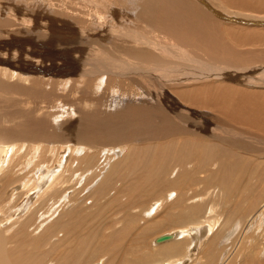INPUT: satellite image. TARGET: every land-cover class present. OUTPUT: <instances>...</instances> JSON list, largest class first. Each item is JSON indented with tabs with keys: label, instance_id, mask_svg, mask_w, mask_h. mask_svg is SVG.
Wrapping results in <instances>:
<instances>
[{
	"label": "bare ground",
	"instance_id": "bare-ground-1",
	"mask_svg": "<svg viewBox=\"0 0 264 264\" xmlns=\"http://www.w3.org/2000/svg\"><path fill=\"white\" fill-rule=\"evenodd\" d=\"M122 11L125 21L119 20ZM261 22H264V0H0V264H21L23 251L17 252V257L11 251L9 260L5 252L9 245L5 247L4 241L11 240L12 244L14 239L17 241L16 236L21 237L17 250L35 243L30 242L29 236H36V229L41 225L37 222L39 225L35 228L32 222L36 211L46 208L44 220L60 218L65 207L78 201L74 197L77 188V192L80 189L84 192L101 183L94 193L95 197L102 195L101 198L87 199L100 206L111 192L134 190L136 193L141 178L134 171H127L132 179L126 186L122 185L126 179L118 176L122 169L131 166L134 157H139L137 146L147 144V139L154 143L166 142L164 146L169 142L191 149L187 148L185 158L178 156L183 160L177 159L172 167L161 166L159 175L164 176L158 180L159 185H164L166 180L174 181L165 185L159 197L156 196L157 201L149 203L147 211L140 210L146 205L139 209L140 215L145 213L149 218L171 206L170 201L183 202L182 207L187 208L186 219L197 225L190 229L176 227L166 232L163 240L156 239L157 245H166L164 252L169 255L179 252L178 249L186 252L183 258L167 264H183L187 260L208 264L203 262L205 255L195 256L192 250V246L200 249L207 243L212 244L210 257L217 252V264H229L234 257L242 255L237 254L253 252L257 247L258 257H264V195L258 199L259 206V203L252 204L248 210L241 207L223 234L218 231L225 211L220 212L208 201L210 205L203 210L206 217L201 219V207L190 203L197 199L198 188L195 191L193 186L207 183V180L204 183L205 180L195 179L193 173L200 167L197 161L201 154L195 137L219 139L226 153L232 152L227 147H235L250 160L260 156L264 161V52L245 53L238 49L251 44L237 43L256 38L251 32L260 37L264 33L259 28L264 26ZM259 37L257 41L264 34ZM112 80L118 83L116 89ZM106 92L115 98V105L123 104L122 111L103 109ZM223 111H230L235 120L223 117ZM245 126L262 130H249ZM204 152L206 163L201 165L204 167L201 174H208L209 178L224 164L221 166L219 160L218 164L209 165L222 154L214 148ZM45 157L54 159L48 163ZM188 157L196 164L187 161ZM259 163L257 169L262 167V162ZM185 164L189 165L186 172ZM236 164L227 163L226 169ZM239 166L242 167L241 162L237 169ZM108 175L110 180H103ZM189 176L198 183L187 185L185 179ZM87 179L92 184L84 190ZM73 182L80 187L70 188ZM227 182L223 180L216 187L227 189L230 185ZM235 183L236 180L232 182ZM72 189L75 194L69 195ZM20 194L23 198L26 195L25 199L14 204ZM117 195L114 194L115 199ZM124 209L120 211L123 214ZM76 210L72 216L68 214L70 219L80 211ZM136 212L137 217H130V225L126 222L129 230L126 226L119 232L114 244L120 245L121 239H126L124 235L131 232L133 218L139 221L140 215ZM75 219L72 224H76ZM63 220L59 221L63 223ZM121 220H116L114 226H120ZM42 223L48 227L46 222ZM68 223L64 222L65 228L71 225ZM51 229H45L43 240L53 239L56 231ZM103 233L101 238L106 243L108 237L104 238ZM57 234L54 239H58ZM61 238L59 235V241ZM187 243L186 247L182 246ZM100 249L106 250L100 262L113 253L109 245L103 244ZM114 249L120 250L115 246ZM62 253L51 255L56 259L49 256L48 264H58V260L63 264ZM152 257L144 255L141 264H146L145 260L155 261L154 257L158 256Z\"/></svg>",
	"mask_w": 264,
	"mask_h": 264
},
{
	"label": "rangeland",
	"instance_id": "rangeland-1",
	"mask_svg": "<svg viewBox=\"0 0 264 264\" xmlns=\"http://www.w3.org/2000/svg\"><path fill=\"white\" fill-rule=\"evenodd\" d=\"M207 1H209V0H207ZM116 10L118 11V8ZM119 13H120L119 20H122V19L124 20L126 18L125 15H124V12L122 11V12H119ZM232 25H235V24H232ZM253 26H257V25H253ZM259 28L264 29V26H259ZM252 33H253L254 36H256V38L248 39V40H246L247 42H245L244 40H238L237 41V43H244V44L249 43L251 45L245 46V47L240 48L238 50L245 51V53L256 52L255 54L258 55V54H260V52H264V38L262 37L264 33L260 36V37H262V39L259 40V41L256 40L259 37L258 35H256L257 33L254 34V32H251V34H250L251 36H253ZM253 40H256V42H255L256 44L254 43ZM261 41H263V42H261ZM111 84L114 85V87L116 89L118 83L116 85V82L112 80ZM111 84H109L107 86L108 87H112ZM243 84H246V83H242V85ZM114 87H112V90H114ZM105 90H107V87L105 88ZM104 95H105V99H106V103L103 106L104 110H106V111L110 110L112 112L122 111L123 104L120 103V104L115 105V100H114L115 98H112V94H108V92H106V94H104ZM135 104H138V103L136 102ZM139 104H141V103L139 102ZM108 113H111V112H108ZM105 114H107V113H105ZM222 116L227 118V119H229V117H230V119L235 120L233 118V116H232L230 111H223L222 112ZM245 127L247 129H249V130L253 129L254 131L262 130L261 127L258 130L256 128H253V127H251V128L247 127V126H245ZM195 138L199 140V147L201 149V154H200V158H199L200 160L197 161V165H200V167L196 168L197 170L193 171V173L195 175V179H197V180H199V179L201 180L202 179L203 181L205 180L204 183L207 180L208 184L207 183H206V185L205 184H201V185H199L200 187L196 186V185L193 186V190L195 189V191L198 188L197 189L198 191L196 192L197 199L196 198H195V200L193 199L192 202L190 201V203H193L192 205H199L201 207V209H202V211H201L202 214L205 212L203 210H206V208L210 204H215L218 207V209H220V212L221 211L222 212L225 211V213H224L225 216L222 219L223 222H222L221 227H220V229L218 231V233L223 234V232L229 227V226H227V223L228 222H230V223L234 222V220L236 219L237 213L241 210L240 209L241 207L244 206L242 209L248 210V208H250V206H252V204L253 205L254 204H258L260 202V201H258V199H260L261 196L264 195V186H263V183H264V169H262V167L264 168V166H263L264 165V161L261 159L260 156L251 157L252 159L250 160L249 159L250 157L246 156L243 152H241L240 150L236 149L235 147H227V148H230L232 150V152L229 151V153H226L224 151V149L221 147V146H224V145L221 143V140H219V139H215V138H209L208 139L206 137H201V136L200 137H195ZM153 143L154 142H150L149 139H147V144H145L143 146L142 145L137 146V151L139 150V152L137 153V151H136V155H139V157H134V159H133V161L131 163V166L126 168L128 170L122 169L120 175L118 176V177L126 179V180L129 179L128 181L122 179L123 180L122 183H124L122 185L126 186L128 184V182L132 179L131 177L129 178V176L127 174V171L128 172L134 171V173H136V176L139 177V179L140 178L142 179V180L140 179V181H141V184L139 186L140 188L138 190H136V193H134V190H131L132 193L130 191L129 192L128 191H124L125 193L123 191L121 193H115V192L112 193L111 192L113 196H114V194L115 195L118 194L117 198L115 199L116 196L112 197V195L110 193L109 197L106 200L102 201L101 202V206H100V205H96L95 202L92 203L91 199H89V200H87V199L89 197L96 198V200H99L101 198L102 195H100L98 197H95V195H94V193L99 190L101 183L96 185L94 188H91L90 190H85L86 187H89L92 184V181L90 179H87V182L84 184V190L85 191L83 192V191H81L83 189L79 188L80 189L79 192L81 191V193H79V192H77L78 191L77 187H80V186H76V183L73 182L71 184L70 188H77L76 189L77 191H75L76 192V194H75V193H73L74 190L72 189L69 192V195L72 194V193H73V195L74 194L77 195V196H74V197L78 198V201L73 202L74 205L70 204L69 207L68 206L65 207L66 209H63L62 212H61V214L62 213L63 214L62 215L60 214V218H59V216H57V218L54 219L55 221L54 220L51 221L52 218L49 219V220L48 219L44 220V218L47 216L46 215V212H47L46 208L44 209L46 212L43 209L37 210L36 211L37 213L34 214L35 216L32 217V218H34V219H32V222H33V224H35V226H34L35 228H37V226L39 225L38 223H41V225H40L41 227L39 226V228L36 229V232H35L36 236L33 237L34 234L33 235L29 234L30 236L28 235L29 237H31V238H29V239H31L30 242H32V240H34L35 243H33L32 245H31V243H28V244H26V246H24V248L22 247V248H19L17 250L16 245L19 244L18 246H20V244L22 243V242H19V241L22 240L21 237L19 238V236L18 237L16 236L17 241L14 239L13 240L14 242L12 244L10 242L11 240H9L10 243L7 240H5L4 241L5 244H6L5 247H7L9 245L8 246L9 249L5 248V250H6L5 252H7L6 255L8 256L7 258L10 260L11 257H12V254H13V256H16L17 255L16 253L17 252H21V251H23L21 253H23L24 256H25V257L24 256L22 257V258H24L22 260L23 264H48V260L47 259H48L49 256H51V255L52 256L53 255L54 256H58V255H60L61 252H63L61 254L63 256L61 258H62V260H64L63 264H93V262H94V264H96V263L97 264H141L142 263L141 259L143 258L144 255L147 256V254L151 258H153L152 256H158V257H154V259H156L155 261L154 260L150 261V262H154L156 264H158V263L159 264H162V263L163 264H167L168 261H171V260L174 261V260H178V259L183 258V256H185V253H186L184 250L178 249L179 252L177 251L175 254L172 253V254L169 255V254L164 252L166 250L164 248V246L166 247V245L160 246V245L156 244V239L158 237L163 236L166 232H171L172 230L177 229L176 227H178V229H180V228L190 229V228H195L197 226L196 224H193L192 221L188 222V220L186 219L187 208H183L182 207L183 202H176L175 204H173L174 202L170 201L169 203H172L171 206H170V204H169V206L167 205L170 208H168L166 206V208H164V210H162V211L159 210L158 211L157 215L159 217L157 215L156 216L151 215L152 217L149 216V218H147L148 215L147 214L145 215V213L144 214L142 213L143 216L145 217L144 218L143 216H141L142 214L140 215L139 213L141 211H143V210L147 211L150 208L149 203H150V205H152V204H154L157 201V200H155L156 196L159 197V193L164 190L165 185H170V183L172 181H174V180H166L164 185H159L158 180L159 179H163V176H164L163 174L159 175V173L161 172V169H162L161 166H163V168H164V166H167L169 168L172 167L175 164L176 161L181 159V157L185 158L187 156V148L190 151H191V149L188 146H184V147H182V145L178 146L177 143L175 145V144L167 142L168 144L165 145L166 147L164 146V144L166 142L154 143V144ZM170 144L174 145L172 147V149H171V145ZM200 144H202V145H200ZM155 145L156 146L160 145V146L156 147ZM150 146H153V148L150 147ZM167 146H168V148H167ZM139 147L142 150H140ZM143 147L145 148V150H144ZM157 148H158V150H157ZM208 148H209V150H212L214 148L216 152H220L222 154L219 159H216V160H213V161L211 160L212 162H210L209 165L218 164V163L220 165L224 164V167L222 169H220L221 172L219 171L218 173L213 174L212 176L210 175L209 178H207L208 174H207V176H206V174H201V171H204V169H203L204 167H202L201 165L204 166V164L206 163L205 152L204 151L208 150ZM140 152H142V154H140ZM168 154H170L171 156L168 155ZM226 154L229 155V156H226ZM173 155H175L176 157L174 156V158H173L172 157ZM236 155H238L237 156L238 158L235 157ZM168 156H170L172 158H169ZM178 156H181V157H178ZM183 158L181 160H183ZM53 159L51 158L49 160V157L48 158L45 157L44 161L45 162L47 161L48 163H50V162H52ZM244 159H246V160H244ZM248 159L252 163L250 161H248ZM171 160H172V162H171ZM219 160H220V162H218ZM129 161H128L127 166H129ZM187 161H194L195 162V160L190 159L189 157L187 158ZM226 162L227 163H232V164L233 163L236 164V162H237V164L233 165V167L230 165L232 167V168H230L231 170L230 169L227 170L226 169L227 168L226 167V164H227ZM239 162L242 163V167L239 166L238 169H237V165H238ZM259 162H262V167L257 169L256 166H257V163H259ZM195 164H196V162H195ZM195 164L193 166H195ZM188 166L189 165H187V164L184 165V168H183L184 172H186V169H187ZM236 169L239 170V171H237ZM232 171H234V172H232ZM169 173H170V171L168 170L167 174H169ZM231 173H232V176H230ZM190 177L191 176L187 177L188 180L185 179L186 182H187L186 183L187 185H189V183L191 184V182L192 183L196 182L195 179L191 180ZM109 178H110V175L105 177L103 180H110ZM215 180H216V182H215ZM223 180H224L225 184H228L227 181H229V183H230V185L227 187V189L226 188L222 189V187H220V186L216 187L217 185L222 183ZM235 180H236V183L233 185L232 182L235 181ZM219 181H221V182L219 183ZM260 182H261V185L263 187L260 185ZM196 183H198V181ZM254 185H256V186H254ZM234 186H235V188L237 187V189H235ZM213 187H215V188L213 189ZM70 188H69V190H70ZM259 188H261V189H259ZM209 189L212 192H214V193L209 192ZM227 190H229V191L227 192ZM190 192H192V191H190ZM199 192H201V193H199ZM207 192L211 193V196H209L210 194L207 193ZM202 193H203L204 196L207 194L206 195L207 198H206V196L204 198ZM204 193H206V194H204ZM131 195L132 196L134 195L136 198L132 197ZM215 195H216V197H215ZM25 196L26 195H24V198H23V195L20 194L19 200H17L18 203L16 202L14 204H19V202L21 203L25 199ZM58 196H62L63 197L64 194L63 195L59 194ZM110 196H111V200L109 199ZM191 196H192V194H191ZM198 196H200L199 197L200 199L204 198L202 200L203 202L201 200L198 201L199 200ZM79 198H81V199L79 200ZM112 198H114V200ZM128 198H130V200H133V198H134V200L130 201ZM262 200L264 201V198H262ZM208 201H209L210 204L208 203ZM218 201H220V202H218ZM105 202H106V204H105ZM109 203H110V205H109ZM127 203L129 204V206H128ZM131 203H132L131 206H133V209L130 206ZM260 204L261 203H259L257 206H259ZM105 205H107V206L104 207ZM144 205H146V207H144V209H140V207L143 208ZM121 207H122V209H121ZM125 207L127 208V210L124 209ZM157 207L158 206H156L155 208H157ZM77 208H79L80 211L78 210L79 212L77 213V215L75 214V216L79 217V215H80L82 217H79V218L75 219L76 217L73 215L74 217H71V219L73 218V220L71 221L70 216H72V214H74V211ZM70 209L71 210L74 209V210L71 211ZM120 209L122 211H123V209L126 210V211H124V213L125 212L126 213L125 214L121 213ZM129 209H130V211H129ZM135 210H137L138 213ZM76 211H75V213H76ZM127 211H129V213ZM135 212L138 215H140L138 217L139 221H137L138 220L137 218L136 219L133 218L131 223H133L134 225H137V226L135 227V226H132L133 224H131V226H130V230L132 229L131 232L126 233L127 236L124 235V237L126 239H121V242H120L121 244L120 245H122V246L114 244V243H116L115 239L117 238L118 233L121 232L123 229H125V227L127 225H130V217H132V215L136 216ZM161 212H163V213H161ZM127 213L129 215H126ZM68 214L69 215L71 214V215L69 216ZM39 215H45V216L44 217H41V216L39 217ZM181 215H183V216H181ZM204 217H206L205 214L201 215V219H204ZM126 218H128V220ZM63 219H65V221ZM74 219H75V223L76 224H72L71 223V222L74 221ZM140 219H142V220H140ZM161 219H163V220H161ZM59 220L60 221L63 220L65 222V224L70 222L68 224H71V225L69 226V228H65L64 222L62 223ZM116 220H119V221L121 220L123 222V223H121L122 225L120 224V226H117V225L114 226V222ZM125 220H127V221H125ZM181 220L184 221V223L182 222L180 224L181 225V227H180L178 222L181 221ZM42 221L46 222L45 224H47L48 227L46 225H44V223H42ZM50 221L51 222H55V225H54V223L51 224ZM77 221H78V223H77ZM49 222H50V224H49ZM57 224H58V226H56ZM50 225L51 226L54 225V226L51 227ZM59 225H61V226H59ZM76 225H78V227ZM42 226L44 228H42ZM49 227L52 228L51 230L56 231L55 235L53 236V239H54V237H56V234L59 232L57 234L58 235V237H57L58 239H54L53 240V239L49 238L47 240L46 239L43 240L44 232H46L45 229L46 228L49 229ZM75 227H77V228L74 229ZM127 227H128V230H129V226H127ZM78 229H80V231L82 233H79L80 231H78ZM143 229H144V231H143ZM145 229H146V231H145ZM75 230H77V231H75ZM142 231L144 232V234L142 233L143 235L141 234ZM63 232L67 233V236H66L67 238L63 236L64 235ZM103 232H105V234H107V235L104 236ZM102 233H103V237L104 238L106 236L108 237L107 240L105 239L106 243H104L103 238H101ZM59 235H60V238L63 237L61 239H64V240L60 239V241H59ZM147 237H148V239H147ZM65 238L68 239V240H65ZM135 238L137 240H140V242H143L144 240H145V242L147 240V242H146V244H145V242H143L144 243V245H143V243L140 244L139 241L136 240L139 243V245H138V243L134 240ZM38 239L42 240V243H40L41 241H39ZM102 241H103V243H102ZM107 241H108V243H107ZM50 242H53V244L51 246L49 245ZM188 243L186 245L184 244L182 246L186 247L188 245ZM244 243L245 242H242L243 245H244ZM14 244H15V246H14ZM38 244H39V246H38ZM103 244H104V246H108L109 245V249L113 248L112 249L113 253L110 256L104 257L103 261L100 262L101 260H99V259L101 257L105 256L104 254L106 252V250L100 249L103 246ZM111 244H113V245H111ZM12 245L15 248L10 247ZM56 245H60V248H58V246H56ZM206 245L203 246L200 249H198V247L195 248L194 246H192L193 247L192 248L193 255L196 254L195 256H198V253H199L198 257H203L205 255L204 260H203L204 263H208V264H215L216 263L217 264L218 263L217 252H215L214 256L211 255V257H210V251H211L210 249H212L210 247H212V244L211 243H207ZM52 246H54V249L56 247V249L54 250L52 248ZM114 246H115L116 249H120L119 252L114 249ZM117 246L119 248H117ZM139 247H141V248H139ZM50 248H52V249H50ZM132 248L134 249V252L138 248V250H137L138 252H135V254H134V252H132L133 251ZM206 248L209 249V250L206 251ZM141 249L142 250L145 249V251L144 250L142 251ZM48 250H50V251L54 250L55 253L54 252H50V251L47 252ZM161 250H162V252H161ZM11 251H12V254H11ZM43 251H45L48 254H46V253L44 254ZM116 251L118 253V254L116 253L117 255L114 253ZM240 254H242V255L239 256ZM43 255L45 257H43ZM46 255H47V257H46ZM115 256H117V257H115ZM236 256H239V258L238 257H236V258L234 257L232 259V261H230L231 263H229V264H264V259H263L264 257H261V258L258 257V247L254 248L253 252L252 251H248V252L244 251V253H239ZM52 258L56 259V257H52ZM58 258H60V256ZM137 259H139V261ZM45 260H47V262H45ZM59 261L60 260H58V264L59 263L62 264L61 263L62 261H60V262ZM95 261H96V263H95ZM143 262H145L146 264L150 263L148 260H147V262H146V260L143 261ZM189 263L193 264L192 260H187L183 264H189ZM55 264H56V262H55ZM150 264H152V263H150Z\"/></svg>",
	"mask_w": 264,
	"mask_h": 264
},
{
	"label": "water",
	"instance_id": "water-1",
	"mask_svg": "<svg viewBox=\"0 0 264 264\" xmlns=\"http://www.w3.org/2000/svg\"><path fill=\"white\" fill-rule=\"evenodd\" d=\"M261 23H262V24H264V22H261ZM158 239H159V240H160V239H162V240H163L164 238L161 236V237H160V238H158Z\"/></svg>",
	"mask_w": 264,
	"mask_h": 264
}]
</instances>
